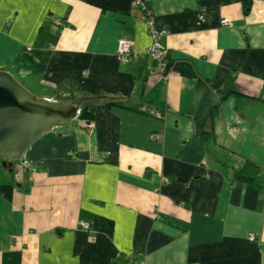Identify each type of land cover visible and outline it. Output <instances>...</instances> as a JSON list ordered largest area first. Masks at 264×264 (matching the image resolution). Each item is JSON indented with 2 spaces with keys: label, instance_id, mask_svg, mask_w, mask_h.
<instances>
[{
  "label": "crops",
  "instance_id": "crops-1",
  "mask_svg": "<svg viewBox=\"0 0 264 264\" xmlns=\"http://www.w3.org/2000/svg\"><path fill=\"white\" fill-rule=\"evenodd\" d=\"M0 67L95 108L0 163V264H264V0H0Z\"/></svg>",
  "mask_w": 264,
  "mask_h": 264
},
{
  "label": "water",
  "instance_id": "water-1",
  "mask_svg": "<svg viewBox=\"0 0 264 264\" xmlns=\"http://www.w3.org/2000/svg\"><path fill=\"white\" fill-rule=\"evenodd\" d=\"M79 104L54 102L29 92L6 67H0V161L13 173L26 151L44 134L80 117Z\"/></svg>",
  "mask_w": 264,
  "mask_h": 264
},
{
  "label": "built area",
  "instance_id": "built-area-1",
  "mask_svg": "<svg viewBox=\"0 0 264 264\" xmlns=\"http://www.w3.org/2000/svg\"><path fill=\"white\" fill-rule=\"evenodd\" d=\"M133 3L136 7H142L144 0H133ZM143 20L147 23L149 31L152 37V44L148 47L146 51V56L153 63L154 68H152V73L162 74L163 79H167V70H166V51L162 45V38L165 36V32L159 30L155 27L154 19L148 13L144 14ZM118 60L124 64L130 63L133 59L134 52L132 49V44L127 42H120L118 48ZM82 228L85 230L89 229L87 224H83ZM251 240L255 239V236L250 237ZM125 264H138L133 259L126 257Z\"/></svg>",
  "mask_w": 264,
  "mask_h": 264
},
{
  "label": "trees",
  "instance_id": "trees-1",
  "mask_svg": "<svg viewBox=\"0 0 264 264\" xmlns=\"http://www.w3.org/2000/svg\"><path fill=\"white\" fill-rule=\"evenodd\" d=\"M249 5V3H246ZM79 119L92 122L95 119V108L92 104L86 103L82 106ZM212 138V133L205 132L201 135L204 142H208ZM263 177L261 167L252 161H245L234 173L233 181L248 184L257 190L264 191V183L261 182ZM126 257L125 254H121Z\"/></svg>",
  "mask_w": 264,
  "mask_h": 264
},
{
  "label": "flooded vegetation",
  "instance_id": "flooded-vegetation-1",
  "mask_svg": "<svg viewBox=\"0 0 264 264\" xmlns=\"http://www.w3.org/2000/svg\"><path fill=\"white\" fill-rule=\"evenodd\" d=\"M22 162L20 161H17V162H14V166H13V176L15 175H18L19 173H21V170H23V167H22Z\"/></svg>",
  "mask_w": 264,
  "mask_h": 264
},
{
  "label": "rangeland",
  "instance_id": "rangeland-1",
  "mask_svg": "<svg viewBox=\"0 0 264 264\" xmlns=\"http://www.w3.org/2000/svg\"><path fill=\"white\" fill-rule=\"evenodd\" d=\"M18 81V80H17ZM21 85H22V83H21V81H18ZM22 86H24V85H22ZM25 87V86H24ZM27 90H29V92H31L32 94H34L32 91H30V89H28L27 87H25ZM35 96H37L36 94H34ZM0 163H1V170H2V174L3 175H8V172L7 171H5L4 170V168H3V166H2V162L0 161ZM1 170H0V173H1ZM261 171H262V174H264V169H261ZM13 175V174H12Z\"/></svg>",
  "mask_w": 264,
  "mask_h": 264
}]
</instances>
